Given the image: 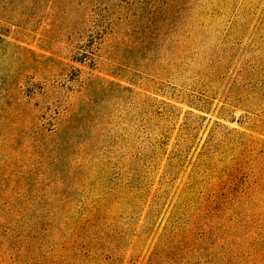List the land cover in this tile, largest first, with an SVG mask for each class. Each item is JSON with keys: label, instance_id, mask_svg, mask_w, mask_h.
Returning a JSON list of instances; mask_svg holds the SVG:
<instances>
[{"label": "rangeland", "instance_id": "rangeland-1", "mask_svg": "<svg viewBox=\"0 0 264 264\" xmlns=\"http://www.w3.org/2000/svg\"><path fill=\"white\" fill-rule=\"evenodd\" d=\"M0 264H264V0H0Z\"/></svg>", "mask_w": 264, "mask_h": 264}]
</instances>
